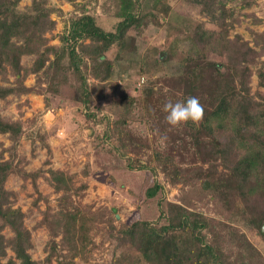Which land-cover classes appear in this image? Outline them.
<instances>
[{"label":"trees","instance_id":"obj_1","mask_svg":"<svg viewBox=\"0 0 264 264\" xmlns=\"http://www.w3.org/2000/svg\"><path fill=\"white\" fill-rule=\"evenodd\" d=\"M20 1L0 0V99L34 92L44 96L46 106L48 94H52L78 101L88 108L94 100L102 99L113 71V63L105 57L104 50L113 44L120 45L132 26L142 25L145 14L140 13L141 0H119L117 16L121 20L112 31L98 25L91 13L75 15L68 29L58 35L59 43H50L51 37L47 35L56 27L52 17L55 9L48 5V0H32L26 9L19 8ZM204 9L221 29L212 31L197 25L181 75L182 102L198 97L205 110L204 122L199 127L188 122L190 134L195 138L205 135L204 143L211 146L208 150L213 155L212 164L198 171L201 189L207 194L216 192L223 199L225 215L235 198L241 197L259 232L264 234L261 229L264 223V91L258 89L253 93L251 85L255 73L258 85L264 87V61L260 59L261 51L241 34L230 36L236 20L225 0H214L213 7ZM86 40L87 44L80 43ZM213 43L218 44L219 54L227 56L226 62L209 58ZM26 55L33 56L30 65L22 62ZM252 66H256L255 71ZM29 75L35 76V84H26ZM120 98L128 103L116 118L108 121L104 135L115 138L116 150L125 155L128 144L132 143L129 114L133 100L123 92ZM0 133L7 134L11 141L0 150V264H39L30 252L34 243L32 230L25 223L26 212L14 204V192L6 186L12 174L31 180L38 192L34 204L41 198L46 199V207L35 226L48 229L47 256H52L58 248L68 250L73 256L84 252L93 243V237L87 233L75 195H80L88 183L77 185L74 173L51 165L52 149L46 142V133H39L42 147L47 150L46 159L37 169L27 170L22 164L27 161L18 152L25 135L22 119L0 116ZM97 138L102 136L97 134ZM155 157L163 163L171 161L165 154L156 153ZM180 169L178 165L164 167L166 180L171 184L186 182ZM40 177L59 193L56 205L52 206L50 199L39 191ZM208 181L210 187H207ZM161 187L154 183L147 195L154 196ZM163 204L160 216L165 218L164 223L144 219L122 223L115 227L117 241L130 243L128 248L140 251L149 264H264L262 253L240 227L208 217L186 202L168 200ZM6 229L12 231L10 236L5 233ZM230 244L239 249L241 259L229 254L226 245ZM127 260L134 264L131 254L124 250L116 264H127Z\"/></svg>","mask_w":264,"mask_h":264},{"label":"rangeland","instance_id":"obj_2","mask_svg":"<svg viewBox=\"0 0 264 264\" xmlns=\"http://www.w3.org/2000/svg\"><path fill=\"white\" fill-rule=\"evenodd\" d=\"M31 2L21 0L19 8L26 9ZM225 2L236 20L230 36L241 34L252 47L261 51L260 59L264 61V0ZM48 5L55 9L52 17L56 20L55 29L47 34L51 37L50 43H59L58 35L68 29L71 18L83 12L93 14L97 24L109 31L115 30L121 20L117 16L119 0H48ZM213 5L214 0H141L140 13L145 14L144 21L141 26H132L120 45L113 44L104 50L105 57L113 63L112 75L105 96L94 100L89 108L52 94H48L46 106L44 96L34 92L0 99V116L24 121L25 135L18 152L25 157L27 162L22 164L27 170L37 169L46 159L47 150L39 137V133H46V142L52 149L51 165L74 173L77 185L88 183L80 195H75V200L93 243L77 256L58 248L49 257L48 229L35 226L41 218V210L46 207V199L41 198L34 204L38 192L31 180L19 174L9 176L6 186L14 192V204L26 212L25 223L32 230L34 243L30 252L39 264H116L124 250L131 254L134 264H149L140 251L128 248L130 243L117 241L115 227L138 219L164 223L165 218H161L160 213L163 202L168 200L186 202L208 217L240 227L260 250L264 261V234L259 232L242 198L236 197L225 215L223 199L216 192L207 194L201 189L198 171L206 170L213 162L208 150L211 146L204 143L207 137H193L188 123L179 128L170 126L163 110L168 102L183 103L181 75L197 25L212 31L221 29L205 12V7ZM80 43L84 45L88 41ZM217 47V43L212 44L209 58L226 62L227 56L219 54ZM22 62L30 65L33 56H24ZM252 67L255 71L256 66ZM25 82L35 84V76L29 75ZM251 85L253 93L258 89L264 91L255 73ZM122 92L133 100L129 114L132 143L128 144L125 155L116 150L115 138L104 135L108 121L116 118L128 103L120 98ZM90 113L94 115L89 116ZM97 134L102 139H98ZM10 144L7 134L0 133V150ZM156 153L168 155L171 161L163 163L155 157ZM172 165L181 168L186 182L171 184L166 180L163 168ZM156 182L162 187L150 197L147 190ZM37 183L39 191L50 199L49 203L56 205L59 193L43 177ZM207 187H210L209 181ZM5 233L10 236L12 231L6 229ZM226 247L234 259H241L235 245ZM8 252L12 254L11 250Z\"/></svg>","mask_w":264,"mask_h":264},{"label":"clouds","instance_id":"obj_3","mask_svg":"<svg viewBox=\"0 0 264 264\" xmlns=\"http://www.w3.org/2000/svg\"><path fill=\"white\" fill-rule=\"evenodd\" d=\"M163 110L167 113V123L174 128L184 126L188 122L199 127L204 122L205 110L198 97H189L183 103L168 102Z\"/></svg>","mask_w":264,"mask_h":264},{"label":"water","instance_id":"obj_4","mask_svg":"<svg viewBox=\"0 0 264 264\" xmlns=\"http://www.w3.org/2000/svg\"><path fill=\"white\" fill-rule=\"evenodd\" d=\"M206 184H208V182L206 183ZM262 232L264 233V223H263V225H262Z\"/></svg>","mask_w":264,"mask_h":264}]
</instances>
